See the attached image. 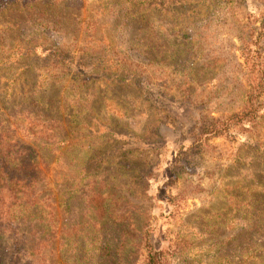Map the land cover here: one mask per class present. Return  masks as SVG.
I'll return each instance as SVG.
<instances>
[{"label": "rangeland", "instance_id": "rangeland-1", "mask_svg": "<svg viewBox=\"0 0 264 264\" xmlns=\"http://www.w3.org/2000/svg\"><path fill=\"white\" fill-rule=\"evenodd\" d=\"M263 2L0 0V111L39 118L15 138L49 187L30 222L4 195L0 264H143L147 229L165 264H264V106L194 147L243 106L239 38Z\"/></svg>", "mask_w": 264, "mask_h": 264}, {"label": "trees", "instance_id": "trees-1", "mask_svg": "<svg viewBox=\"0 0 264 264\" xmlns=\"http://www.w3.org/2000/svg\"><path fill=\"white\" fill-rule=\"evenodd\" d=\"M228 1V0H227ZM264 11V2L262 3ZM260 20L244 24L243 34L239 38V57L242 59V79L245 83V93L243 106L233 112L221 115L219 117L207 118L201 125L197 126L194 146L195 151L199 145L206 139L226 136L230 128L252 122L260 107L264 106V72L261 67V55L259 50V41L264 37V12ZM256 22H259L256 25ZM58 49H56L57 51ZM63 53V52H62ZM57 56L59 54H56ZM56 55L54 57H56ZM65 59H71L68 56ZM107 58V57H106ZM106 58L101 60L100 66L108 67ZM59 60V59H58ZM56 63H59L56 61ZM55 64V63H54ZM60 64V63H59ZM69 64V63H68ZM36 70V71H35ZM39 67H28L25 71L34 72L38 76ZM34 101L32 102V105ZM13 120L17 123H10ZM39 118L27 111L21 113L7 114L0 111V223L5 222L6 209L3 206L7 199V206L16 203L24 211L21 214V223L36 219L37 202L41 195L48 192L49 187L42 184L43 176L39 168L38 150L30 144L19 143L20 138H15L16 127L23 137L34 136V129L38 128ZM10 125L12 129H10ZM49 131L47 124L43 128ZM15 139V140H14ZM7 196V199L4 198ZM35 207V209H29ZM31 210V211H30ZM34 212V213H33ZM253 211L248 212L250 216ZM258 213V211H255ZM34 214V215H33ZM15 218V217H13ZM51 220V219H48ZM147 229L141 236L142 248L144 252L143 264H165L164 253L161 249H156L149 238ZM251 230L257 233L259 238L264 239V226L252 225ZM257 257V255H256Z\"/></svg>", "mask_w": 264, "mask_h": 264}]
</instances>
